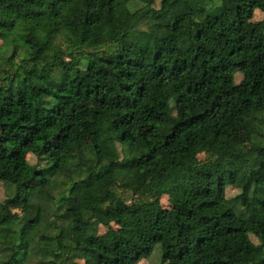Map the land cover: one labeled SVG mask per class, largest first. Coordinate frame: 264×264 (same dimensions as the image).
Masks as SVG:
<instances>
[{"label": "trees", "instance_id": "trees-1", "mask_svg": "<svg viewBox=\"0 0 264 264\" xmlns=\"http://www.w3.org/2000/svg\"><path fill=\"white\" fill-rule=\"evenodd\" d=\"M153 2L0 0V264H264V0Z\"/></svg>", "mask_w": 264, "mask_h": 264}, {"label": "rangeland", "instance_id": "rangeland-1", "mask_svg": "<svg viewBox=\"0 0 264 264\" xmlns=\"http://www.w3.org/2000/svg\"><path fill=\"white\" fill-rule=\"evenodd\" d=\"M160 1L161 0H154L152 7L153 8H158L160 5ZM135 3V2H132ZM130 6V5H129ZM142 4L140 3H135L134 5L131 4V8L137 9L139 7H141ZM264 16V13L261 12L260 10H255L253 13V17L252 20L253 21H257L259 19H261ZM139 27L141 28H146V23L141 22L139 24ZM186 29V24L183 25V27L180 29L179 31V35H181ZM111 68H115L114 65H108ZM241 79V74L240 73H236L235 74V82L238 83ZM229 102V94H223L221 95L218 99L217 102L215 103L213 109L215 112L219 111L223 106H225L227 103ZM82 103L84 104V106L86 107H95L97 106V101L95 99H88V100H82ZM178 114L180 116H186L189 115L193 112V108H184V109H180L177 111ZM1 132V129H0ZM241 141L245 142L246 139L240 135L239 136ZM84 141L87 142V139L84 138ZM198 158L201 160H204L206 158L205 153H200L198 154ZM26 159L29 163L31 164H35L38 162V159L31 153L27 154ZM118 184L115 183V179H114V175L113 174H108L106 176H104L103 178L95 181L94 183V189L96 190V192L100 195L101 200H106L110 197L109 191L111 189V187L113 186H117ZM153 187H156V185H158V182L156 180H154L151 184ZM120 189V188H119ZM238 192V190L233 187V186H227L225 193L227 197H232L233 195H235ZM124 194V196H126L128 199H133V195L127 191L122 192ZM5 198V192L2 190L0 192V200H3ZM160 203L164 208L169 209L170 208V201L167 195L162 194L160 197ZM11 209L13 211L20 213H23L25 211V206L22 204L19 205H12ZM114 225V224H112ZM107 228L105 226L99 225L98 226V233H103L104 231H106ZM163 230L167 233L169 232H173L174 231V222L171 220V218H167L164 225H163ZM38 237V232L36 230H30L28 232V238L31 241H35L37 240ZM250 238L253 242L258 243V240L253 236L250 235ZM160 256H161V248H160V244L157 243L153 250L151 251V253L145 257L142 258L141 260H139V262H137L136 264H158L159 260H160ZM80 263L82 264V260L80 261ZM28 264H37L36 261H30ZM169 264H173V263H169Z\"/></svg>", "mask_w": 264, "mask_h": 264}]
</instances>
